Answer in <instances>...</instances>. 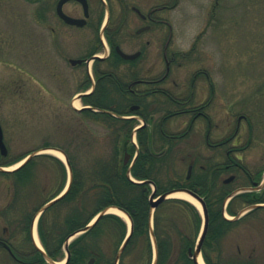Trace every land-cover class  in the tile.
<instances>
[{
    "label": "flooded vegetation",
    "instance_id": "1",
    "mask_svg": "<svg viewBox=\"0 0 264 264\" xmlns=\"http://www.w3.org/2000/svg\"><path fill=\"white\" fill-rule=\"evenodd\" d=\"M29 2L36 5L31 35H42L44 29L48 37L49 80L55 85L73 84L79 90L70 102L76 98L90 108L82 106L76 113L110 121L104 124L111 133L110 150L126 154L128 181L134 183L131 178H135L160 184L155 175L176 153L188 152L180 154L186 174L169 181L174 184L172 189H189L207 204L216 191L230 195L247 188L253 189L251 193L263 189L264 168L249 166L246 158L257 144L254 130L260 123L252 114L230 113L227 95L220 96V111H215L219 108L213 99L218 91L210 71L187 63L197 44L187 51L171 47L174 33L168 13L178 8L179 0ZM66 93L52 94L64 102L61 98L69 99ZM57 162L65 181L50 194L45 185L23 197L22 185L34 179L33 162L22 174H13L12 183L0 181V264H195L188 255L197 240L195 210L151 208L146 182L140 185L148 207L113 203L86 208V196L95 198L100 192L90 190L92 182L75 175L72 161L74 177L83 187L71 192V185L58 199L67 178L63 164ZM7 163L0 154V167ZM136 165L147 177H136ZM223 173L229 176L221 179ZM239 181L244 185L233 188ZM135 195L131 189L125 198L130 203ZM111 206L122 215L112 212ZM172 220L195 229L196 239L183 235L180 224L166 223ZM207 240L208 232L203 256L207 250L214 263L209 254L214 245ZM177 242L183 246L182 256L175 255ZM144 245L146 255L141 250Z\"/></svg>",
    "mask_w": 264,
    "mask_h": 264
},
{
    "label": "rangeland",
    "instance_id": "2",
    "mask_svg": "<svg viewBox=\"0 0 264 264\" xmlns=\"http://www.w3.org/2000/svg\"><path fill=\"white\" fill-rule=\"evenodd\" d=\"M35 8L36 5L26 0H0V123L8 148L6 160L14 162L52 145L68 152L75 175L83 176L88 182L92 179L93 169L112 155L111 133L104 125L107 120L95 122L76 113L70 99L79 90L73 84L67 86L61 82L55 85L49 80L45 62L48 37L44 29H41L42 35H31ZM168 14L175 35L172 49L187 51L197 44V50L187 63L196 69L206 68L212 75L218 91L213 99L214 106L219 108L214 110L220 111V96L227 95L230 113L252 114L260 123L254 130L257 144L246 158L249 166L263 169L264 0H179L178 8ZM61 87L69 94L68 100L61 98L64 102L58 98L65 94ZM52 93L58 96L57 99ZM77 103L79 108L83 106L79 101ZM120 152L122 159L123 152ZM180 154L186 156L188 152L176 153L161 173L155 175L160 184L166 186L175 176H185L186 165ZM49 155L53 158L36 156L31 160L35 175L33 180H24L23 197L27 195L25 192H38L45 185L50 194L49 191L52 193L62 185L63 169L56 160L59 158ZM228 176L223 173L220 178ZM3 179L6 183L13 181L12 176L0 173V181ZM242 185L244 182L239 181L232 187ZM99 200V196L94 198L88 194L85 207L93 209ZM233 208L236 214L243 210L238 202ZM199 209L201 211L200 205ZM224 216L234 218L226 211ZM243 217L225 231L216 245L213 244L210 255L214 262L226 264L250 259L254 264H264V210ZM169 222L180 224L182 234L189 240L196 239L195 229L185 225L184 221L166 223ZM191 223L188 219V224ZM179 244L177 242L175 255L182 256L183 246L180 248ZM144 246L140 249L146 255L148 248Z\"/></svg>",
    "mask_w": 264,
    "mask_h": 264
},
{
    "label": "trees",
    "instance_id": "3",
    "mask_svg": "<svg viewBox=\"0 0 264 264\" xmlns=\"http://www.w3.org/2000/svg\"><path fill=\"white\" fill-rule=\"evenodd\" d=\"M121 152L118 150L112 151V155L109 160L103 161V163H100L95 170L92 171V179L90 182H92L91 189L92 191L97 190L100 192V200L98 202V206H108L110 204L116 203L119 205V203H123L125 205H122V207L126 206H132V207H148L149 204L146 201L145 196H142L143 190L141 185H137L132 183L131 181H128L126 178V166H124L121 163ZM71 160V159H70ZM25 169H22L18 173L21 172V174L24 172ZM134 172L137 178L147 177L145 175H142L141 170L139 168V165H137L134 168ZM217 177V176H216ZM75 182L72 183V191L71 192H78L81 190V187H83V183L81 180H76L74 177ZM87 185V184H86ZM158 187V192H165L169 189L174 188L173 183H169L166 186L162 184H156ZM88 188V187H87ZM133 190L134 192H137V195L132 197L130 200L131 202L125 198V194L128 190ZM89 190V189H88ZM217 194L213 195L208 201V208L210 210V224H209V231H208V240L207 244L212 246L213 244H216L219 242V238L225 233L226 230H228L230 227L236 224L234 221H228L222 216V204L227 197V194H225L222 190L216 191ZM144 199V200H143ZM238 200L243 202H249V203H263L264 202V190L261 193H244L237 197ZM143 200V201H142ZM233 202L229 204L228 212L233 215ZM160 208H178V209H185V208H191L195 210V217L197 220V226H200L201 223V216L199 212L196 210V208L186 202L181 200H169L163 203ZM262 210V209H259ZM257 211H253L251 214H255ZM211 242V243H209ZM209 246V247H210ZM208 247V246H207ZM205 259L208 264H219V263H213L211 259L209 258L208 251L205 250ZM226 264H254L253 261L250 259H246L243 262H228Z\"/></svg>",
    "mask_w": 264,
    "mask_h": 264
},
{
    "label": "water",
    "instance_id": "4",
    "mask_svg": "<svg viewBox=\"0 0 264 264\" xmlns=\"http://www.w3.org/2000/svg\"><path fill=\"white\" fill-rule=\"evenodd\" d=\"M121 53V52H120ZM123 57L125 58H128L126 55H124L123 53H121ZM0 150L2 152V154H6L7 153V148L5 146V143H4V139H3V129L0 125ZM58 152H61L59 150H56ZM63 153V152H61ZM64 154V153H63ZM36 155H38L37 153H32L30 154L29 156H27L22 165H20L17 169H15L14 171H17L19 169H21L23 166H25L33 157H35ZM65 156V159H66V162H67V165L69 166L70 168V164H69V161H68V158L66 157V155L64 154ZM71 169V168H70ZM0 170L2 171H7L3 168H0ZM7 172H12V171H7ZM71 178H72V174H71ZM147 183H152L151 181H147ZM71 184V183H70ZM70 184L68 186V189L64 192L63 196L68 192L69 188H70ZM178 192H183V193H186L188 194L190 197H192L194 200L198 201L200 203V205L202 206L203 208V212H204V218H205V223H204V228H203V231H202V234L200 236V239H199V242L196 246V249L194 252H192V250H189V255L192 257V259L194 260L195 264H199L198 263V258L200 256V253H201V249H202V246H203V243H204V240L206 238V234H207V230H208V225H209V215H208V210H207V205H206V202L204 201L203 198H201L198 194H196L195 192L189 190V189H176V190H172V191H169V192H166L164 194H162L160 196V198L157 200V201H154V198L156 197V193L154 192L151 197H150V205L151 207L155 208L157 206H159L161 203H163L164 201L170 199V195L174 194V193H178ZM63 196H61L60 198H62ZM59 198V199H60ZM55 201H53L52 203H50L49 205H47L44 209L48 208V206L52 205ZM264 205H253L251 207H249V209H246L244 210L241 214H244L245 212H247L248 210H253V209H256L258 207H263ZM240 214V215H241ZM90 228V227H88Z\"/></svg>",
    "mask_w": 264,
    "mask_h": 264
},
{
    "label": "bare ground",
    "instance_id": "5",
    "mask_svg": "<svg viewBox=\"0 0 264 264\" xmlns=\"http://www.w3.org/2000/svg\"><path fill=\"white\" fill-rule=\"evenodd\" d=\"M76 107L79 108V104L78 103H77ZM47 153L53 154L56 157H58L59 159H61V160H64L65 159L64 155L61 152L51 150V151H48ZM19 165L20 164H17L15 166L11 167L10 170L17 168ZM171 197L179 198V199H183V200L189 201V202L195 204L197 207H199V204L192 197H190L186 193H183V192L175 193V194H172ZM112 212L118 213V214L122 215V213L120 211L116 210V209L115 210L113 209ZM198 263L199 264H205L202 256L199 257Z\"/></svg>",
    "mask_w": 264,
    "mask_h": 264
}]
</instances>
